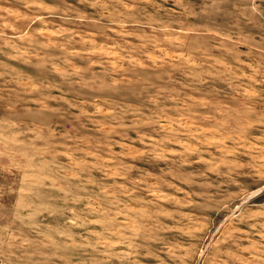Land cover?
<instances>
[{
    "label": "rangeland",
    "instance_id": "obj_1",
    "mask_svg": "<svg viewBox=\"0 0 264 264\" xmlns=\"http://www.w3.org/2000/svg\"><path fill=\"white\" fill-rule=\"evenodd\" d=\"M0 264H264V0H0Z\"/></svg>",
    "mask_w": 264,
    "mask_h": 264
}]
</instances>
